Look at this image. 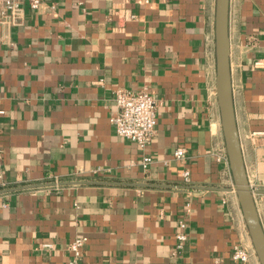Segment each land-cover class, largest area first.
<instances>
[{
    "label": "crops",
    "instance_id": "crops-1",
    "mask_svg": "<svg viewBox=\"0 0 264 264\" xmlns=\"http://www.w3.org/2000/svg\"><path fill=\"white\" fill-rule=\"evenodd\" d=\"M215 7L42 0L38 11L24 6L20 25H0V191L38 186L0 194V264H67L75 236L87 238L80 264H241L236 245L260 264L229 164L216 161L226 149ZM228 41L234 119L264 233V66H254L264 62V0H229ZM117 88L158 103L144 150L114 134ZM54 178L58 189L44 186ZM177 233L186 240L171 258ZM44 243L53 248L36 250Z\"/></svg>",
    "mask_w": 264,
    "mask_h": 264
},
{
    "label": "built area",
    "instance_id": "built-area-1",
    "mask_svg": "<svg viewBox=\"0 0 264 264\" xmlns=\"http://www.w3.org/2000/svg\"><path fill=\"white\" fill-rule=\"evenodd\" d=\"M148 4L150 0H142ZM42 0H0V25L6 27L20 25L23 19L24 6L32 11H38ZM130 19L135 18L134 15L129 16ZM255 67L264 66L263 61L254 62ZM115 114L110 117L109 122L114 130V134L128 142L135 144L139 149L144 150L152 141L156 132V114L157 101L144 89L138 91L117 88L113 96ZM0 114L2 112L0 111ZM185 150L176 148L173 156L177 160L184 157ZM216 161L219 163L228 164L227 155L225 152L219 153L216 156ZM152 162L150 157L144 156L140 162V166L146 169ZM183 182L189 183V172L183 170ZM49 184L53 189H58L59 180L54 178ZM5 188V187H4ZM229 190L234 192L233 181L229 183ZM180 227H184L183 222L179 223ZM177 244L171 252L170 257L174 258L182 249V243L186 240L183 233H177L175 236ZM87 243L85 236H75L67 246L69 259L67 264H80L82 249ZM51 243L40 244L36 250L52 249ZM254 254V251H253ZM250 252L242 245H236L231 252V259L241 264H248Z\"/></svg>",
    "mask_w": 264,
    "mask_h": 264
},
{
    "label": "water",
    "instance_id": "water-1",
    "mask_svg": "<svg viewBox=\"0 0 264 264\" xmlns=\"http://www.w3.org/2000/svg\"><path fill=\"white\" fill-rule=\"evenodd\" d=\"M228 6L229 0H216V96L229 170L234 184V193L237 197L253 250L259 263L264 264V233L254 204V191L250 188L246 177L232 106L229 70ZM73 184L76 183L71 185ZM52 185L47 184L44 186L50 187ZM61 185H65V183ZM36 187L38 186L4 189L0 191V194Z\"/></svg>",
    "mask_w": 264,
    "mask_h": 264
}]
</instances>
